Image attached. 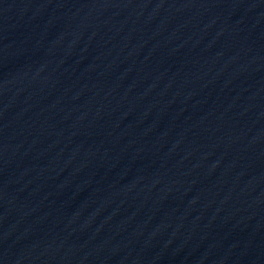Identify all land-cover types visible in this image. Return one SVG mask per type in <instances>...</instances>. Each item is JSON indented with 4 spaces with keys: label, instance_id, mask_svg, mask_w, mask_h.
<instances>
[{
    "label": "water",
    "instance_id": "1",
    "mask_svg": "<svg viewBox=\"0 0 264 264\" xmlns=\"http://www.w3.org/2000/svg\"><path fill=\"white\" fill-rule=\"evenodd\" d=\"M0 264H264V0H0Z\"/></svg>",
    "mask_w": 264,
    "mask_h": 264
}]
</instances>
